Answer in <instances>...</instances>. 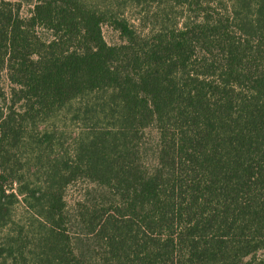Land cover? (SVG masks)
<instances>
[{
  "label": "trees",
  "instance_id": "obj_1",
  "mask_svg": "<svg viewBox=\"0 0 264 264\" xmlns=\"http://www.w3.org/2000/svg\"><path fill=\"white\" fill-rule=\"evenodd\" d=\"M0 264H264V0H0Z\"/></svg>",
  "mask_w": 264,
  "mask_h": 264
},
{
  "label": "rangeland",
  "instance_id": "obj_2",
  "mask_svg": "<svg viewBox=\"0 0 264 264\" xmlns=\"http://www.w3.org/2000/svg\"><path fill=\"white\" fill-rule=\"evenodd\" d=\"M12 2H18L22 0H10ZM28 3H24V7L20 10L21 16H28L29 14V7ZM131 20V19H130ZM132 24H135V21H132ZM102 35L105 42L108 45H119L122 41L117 32L109 28L108 26H103L102 28ZM2 85L6 93L9 91V84L6 79L5 74L2 75ZM158 143V132L154 126H150L143 132V153H144V162L146 166L153 167L155 160L154 154L156 150V146ZM103 192L100 188L96 185L85 181L80 180L74 184H71L67 187L64 194V200L66 202L67 208L72 209L74 205L78 202H83L85 200H93V199H100ZM259 253L257 256H260Z\"/></svg>",
  "mask_w": 264,
  "mask_h": 264
}]
</instances>
